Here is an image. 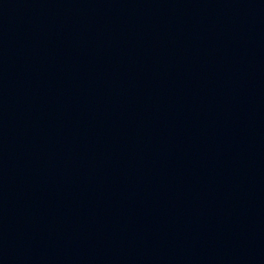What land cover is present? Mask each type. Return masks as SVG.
Here are the masks:
<instances>
[{"label": "water", "instance_id": "obj_1", "mask_svg": "<svg viewBox=\"0 0 264 264\" xmlns=\"http://www.w3.org/2000/svg\"><path fill=\"white\" fill-rule=\"evenodd\" d=\"M0 264H264V0H0Z\"/></svg>", "mask_w": 264, "mask_h": 264}]
</instances>
